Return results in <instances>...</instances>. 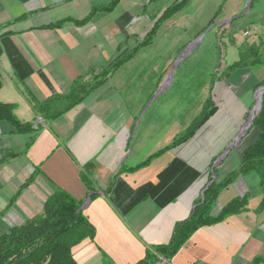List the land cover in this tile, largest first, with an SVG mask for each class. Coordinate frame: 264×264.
<instances>
[{"label":"crops","instance_id":"1","mask_svg":"<svg viewBox=\"0 0 264 264\" xmlns=\"http://www.w3.org/2000/svg\"><path fill=\"white\" fill-rule=\"evenodd\" d=\"M109 1L0 0V102L15 104L17 119L32 124L17 132L0 120V234L41 215L45 201L63 190L80 202L94 228L92 238L72 247L77 264H135L146 248L167 244L206 187L237 169L256 136L250 126L244 130L250 106L231 76L209 83L215 111L191 137L172 145L190 123L157 149L153 129L168 121L136 123L137 103L153 76H110L50 123L35 115L34 102L66 94L76 77L135 47L167 7L159 0H119L112 11L76 22ZM60 20L66 21L46 27ZM133 83L139 99L125 90ZM244 196L236 212L198 228L160 264H250L264 257V207L257 209L262 193L255 174H239L223 188L211 215Z\"/></svg>","mask_w":264,"mask_h":264},{"label":"rangeland","instance_id":"2","mask_svg":"<svg viewBox=\"0 0 264 264\" xmlns=\"http://www.w3.org/2000/svg\"><path fill=\"white\" fill-rule=\"evenodd\" d=\"M173 1L159 0L165 6ZM138 51L111 76H153L137 103L136 123L168 121L153 129L154 149L170 143L199 115L209 83L221 76L232 77L229 82L250 106L249 116L256 104L251 85L264 76V64L254 65L264 58V0H188ZM236 62L241 65L227 75L226 67ZM133 88L134 83L125 90L139 93Z\"/></svg>","mask_w":264,"mask_h":264},{"label":"trees","instance_id":"3","mask_svg":"<svg viewBox=\"0 0 264 264\" xmlns=\"http://www.w3.org/2000/svg\"><path fill=\"white\" fill-rule=\"evenodd\" d=\"M18 1L25 2L27 0ZM187 1L174 0L163 10L161 16L154 22L141 41L110 65L101 69H90L86 74L79 75L72 81L66 94H53L41 102H34L32 105L34 114L40 115L46 122L50 123L74 105L82 102L94 90L104 84L118 68L128 62L141 47L151 43L160 23L184 7ZM118 2L119 0H110L107 4L95 7L88 16L76 22L85 23L89 21L96 11L110 12ZM25 16L22 15L17 19ZM64 21L66 20L48 24L46 27L60 26ZM9 23L11 22L7 24ZM2 52L0 42V57ZM262 64H264V58L262 61L254 63V65ZM240 65L236 62L226 67L228 69L227 75ZM87 76L88 78H86ZM223 77L225 76L220 78ZM1 86L2 73L0 67ZM260 86H264V76L256 83L254 89ZM14 109L15 104L0 102V120L9 121L17 132L32 130L31 123L21 122L17 119ZM214 111L215 104L211 96H208L199 115L172 142V145L179 144L191 137ZM251 130L256 133L255 139L243 150L237 169L231 171L219 182L213 181L208 185L188 218L175 225L170 241L167 244L146 248L144 257L135 264H157L160 258L168 261L198 228L213 224L225 215L236 212L242 207L246 201V196L232 199L221 208L217 216L211 215L219 192L239 174L253 173L258 177L262 197L257 209L264 207V92L261 97L260 110L249 127V131ZM79 208V201L63 190H56L45 201L41 215L19 226L11 227L0 234V264H77L72 255V247L84 238H92L94 235L93 226ZM250 264H264V257L256 256Z\"/></svg>","mask_w":264,"mask_h":264},{"label":"water","instance_id":"4","mask_svg":"<svg viewBox=\"0 0 264 264\" xmlns=\"http://www.w3.org/2000/svg\"><path fill=\"white\" fill-rule=\"evenodd\" d=\"M260 91V95L259 98L256 99V102L258 101V109L253 112V110L250 111V114L246 120V123L244 124V130H246L252 123L253 118L258 114L259 110H260V105H261V97H262V93L264 92V86H260L257 88L256 92ZM241 137V134L238 136V138Z\"/></svg>","mask_w":264,"mask_h":264},{"label":"bare ground","instance_id":"5","mask_svg":"<svg viewBox=\"0 0 264 264\" xmlns=\"http://www.w3.org/2000/svg\"><path fill=\"white\" fill-rule=\"evenodd\" d=\"M259 95H260V91H257L256 92V99H258L259 98ZM258 101L256 102V104H255V106H254V108H253V112H255L257 109H258Z\"/></svg>","mask_w":264,"mask_h":264},{"label":"built area","instance_id":"6","mask_svg":"<svg viewBox=\"0 0 264 264\" xmlns=\"http://www.w3.org/2000/svg\"><path fill=\"white\" fill-rule=\"evenodd\" d=\"M157 264H160V261Z\"/></svg>","mask_w":264,"mask_h":264}]
</instances>
